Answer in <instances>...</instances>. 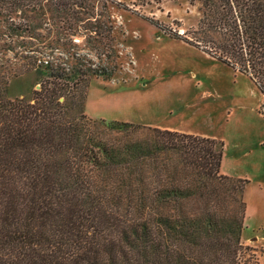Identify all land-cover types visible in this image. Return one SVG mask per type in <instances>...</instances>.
I'll return each instance as SVG.
<instances>
[{"label":"trees","instance_id":"trees-1","mask_svg":"<svg viewBox=\"0 0 264 264\" xmlns=\"http://www.w3.org/2000/svg\"><path fill=\"white\" fill-rule=\"evenodd\" d=\"M186 1L197 26L176 38L248 76L264 100V0ZM0 3L21 12L8 31L37 77L29 100L0 88V264H252L247 180L221 175L222 141L81 113L89 81L115 72L101 63L114 57L101 11L116 3Z\"/></svg>","mask_w":264,"mask_h":264},{"label":"rangeland","instance_id":"rangeland-1","mask_svg":"<svg viewBox=\"0 0 264 264\" xmlns=\"http://www.w3.org/2000/svg\"><path fill=\"white\" fill-rule=\"evenodd\" d=\"M112 1L119 5H108L109 19L102 10L101 21L113 26L114 41L108 45L113 52L106 51L114 57L109 62L102 57L101 63L108 69L115 66V72L89 81L81 113L91 120L169 128L222 141L221 175L247 180L242 242L250 250L243 257L253 264L252 255L255 264H264L261 92L248 76L176 38L196 28L197 6L186 0ZM10 21L25 23L21 12L7 16L0 8V88L8 99L29 100L37 77L18 56L21 38L9 35ZM73 43L78 53L87 52L84 37L77 36ZM93 62H99L95 54Z\"/></svg>","mask_w":264,"mask_h":264},{"label":"crops","instance_id":"crops-1","mask_svg":"<svg viewBox=\"0 0 264 264\" xmlns=\"http://www.w3.org/2000/svg\"><path fill=\"white\" fill-rule=\"evenodd\" d=\"M206 56V55H205ZM208 57V56H207ZM210 58V57H209ZM213 59V58H212ZM215 60V59H214ZM217 61V60H216ZM219 62V61H218ZM220 64V63H219ZM223 65V64H222ZM225 66V65H224ZM227 67V66H226ZM233 70V69H232ZM234 72H235V70H233ZM235 73H238V72H235ZM239 74H241V73H239ZM244 75V74H243ZM168 130H169V128H167ZM169 131H175V130H169ZM177 132H179V131H177ZM185 133V132H184ZM185 134H194V135H196V133H188V132H186ZM262 145V144H261Z\"/></svg>","mask_w":264,"mask_h":264}]
</instances>
